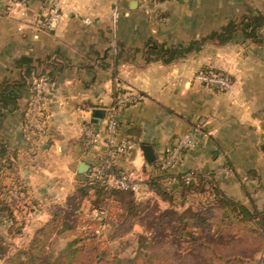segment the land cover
Wrapping results in <instances>:
<instances>
[{
    "label": "crops",
    "instance_id": "0c3cea01",
    "mask_svg": "<svg viewBox=\"0 0 264 264\" xmlns=\"http://www.w3.org/2000/svg\"><path fill=\"white\" fill-rule=\"evenodd\" d=\"M197 1L203 8L210 2L124 0L115 23L111 0H0V191L13 203L15 220L21 218L19 238L31 241L58 210L71 211L75 203L74 213L91 212L93 193L79 196L87 176L78 165L92 166L103 146L85 150L83 130L94 109L106 110L127 91L142 98L120 108L119 134L137 146L117 157L113 170L140 182L133 191L138 203L153 194L168 200L150 184L158 179L180 213L203 211L214 200L213 186L264 210V0H219L224 8L217 12L194 11ZM56 3L59 23L42 28ZM256 16L260 24L246 28L256 34H243L241 21ZM202 68L225 72L231 88L197 80ZM41 78L48 82L47 117L31 126L33 85ZM191 130L198 146L165 168L175 139ZM142 145L154 150L151 164ZM187 171L203 179L185 187L179 176ZM107 203L116 218L118 201ZM141 225L135 221L114 245ZM101 229L106 233L109 225ZM68 232L59 241L76 237ZM251 264H264V247Z\"/></svg>",
    "mask_w": 264,
    "mask_h": 264
},
{
    "label": "trees",
    "instance_id": "16d2710c",
    "mask_svg": "<svg viewBox=\"0 0 264 264\" xmlns=\"http://www.w3.org/2000/svg\"><path fill=\"white\" fill-rule=\"evenodd\" d=\"M260 20V16L254 17L253 21L245 17L241 21L244 23L243 34L255 35V28L251 31L246 28L253 22L259 25ZM187 172L179 176L185 187L203 179L195 171L193 177H184ZM150 184L168 200L171 199L158 179ZM213 188L214 200L203 211L175 212L174 215L178 217L174 218V231L171 234L158 238L155 243H145V238L140 235L143 242L134 256L126 258L122 257L114 243L132 230L135 221L145 223L148 219L154 230H160L168 224L170 215L164 211L156 215L157 206L147 212L146 208L150 205L138 203L133 191L111 188L106 183L94 182L86 177L80 186L79 196L90 197L93 193L91 210L108 205V199L117 200L120 211L116 218L108 215L100 220L91 212L88 215L74 213L77 203L71 211L61 214L58 210L54 219L37 231L29 245L18 248L9 256L6 264H251L264 247V210L248 208L217 187ZM12 205V202L2 198L0 191V217L6 215L12 222L8 227L10 232L17 222L13 217ZM105 224L109 225V230L102 233L101 228ZM98 230L101 232L98 233ZM68 231H73L76 237L60 250L55 244L59 236H66ZM3 238L0 234V240Z\"/></svg>",
    "mask_w": 264,
    "mask_h": 264
},
{
    "label": "built area",
    "instance_id": "2783aa9c",
    "mask_svg": "<svg viewBox=\"0 0 264 264\" xmlns=\"http://www.w3.org/2000/svg\"><path fill=\"white\" fill-rule=\"evenodd\" d=\"M124 0H111L113 19L116 23L121 15V4ZM149 10V9H147ZM62 16L58 3L48 15L40 22V26L47 30L54 29ZM84 22L89 24L91 21L86 18ZM195 78L210 87H217L220 90H228L232 86L230 78L222 71L209 69L199 70ZM48 82L46 79H38L33 85V94L30 101L28 119L31 126H39L40 122L46 119V104ZM142 95L132 91L119 92L114 96L112 104L106 109V116L100 124L90 123L83 130L84 148L91 149L99 144L103 146V154L90 167L89 174L94 182L106 183L111 188L121 190L137 191L140 188V182L131 176V173H117L113 170L115 159L119 156L127 157L136 149V142L127 137H121L119 134L120 108L133 104L140 100ZM42 131V130H41ZM198 146L197 132L195 130L187 131L175 139L172 149L168 152L162 161L166 168L175 164L181 155L189 149ZM193 171L187 172L184 177H193ZM91 215L98 217L100 220L109 215V209L102 207L92 209Z\"/></svg>",
    "mask_w": 264,
    "mask_h": 264
},
{
    "label": "rangeland",
    "instance_id": "374dc122",
    "mask_svg": "<svg viewBox=\"0 0 264 264\" xmlns=\"http://www.w3.org/2000/svg\"><path fill=\"white\" fill-rule=\"evenodd\" d=\"M203 4H204L203 1H200V2L197 1V3L195 4L196 10L194 11H215L217 12V11H222L224 8V5L223 7L220 6L219 0H210L209 6H207L206 8H203L204 7ZM169 195L170 197L171 196L173 197L171 193ZM147 204L150 205L148 206V208H146L147 212H149L150 208L152 209V207L157 206L158 208L155 211L156 215H160L162 211H164L165 214L170 215L167 219L168 224L162 227V229L160 230H154L150 226V221L146 219L144 225L138 226L134 234L127 236L121 242L116 244L117 249L121 251V254L123 255L122 257L127 258V257L134 256L139 246L143 242V240L139 237L140 235H142L145 238L144 239L145 243L146 242L155 243V241L158 238H161L162 236H165V235H169L174 231V218L178 217L177 215H174V214L175 212L180 213L182 211L181 209H177V210L174 209V199H169V201L168 200L163 201L162 199H158L156 195L153 194L143 200L142 205L146 206ZM146 213H144V215H146ZM9 222L10 221H7L6 224L5 222L0 223V234L4 236V238L0 240V264H6V261L10 255L15 253L18 250V248L27 247L29 245L28 243H30V241H27V239L23 240L24 238L18 237V233L20 232L18 230H21L23 228V225L21 224V218H19L18 221L14 224L15 227L13 231L11 232L8 231V226L10 225ZM72 233H73L72 231H69L68 235H71ZM137 233L139 234V236L136 235ZM71 240L72 239L60 240V241H57L56 242L57 244L55 245L57 246L58 249L63 250Z\"/></svg>",
    "mask_w": 264,
    "mask_h": 264
},
{
    "label": "water",
    "instance_id": "95a60500",
    "mask_svg": "<svg viewBox=\"0 0 264 264\" xmlns=\"http://www.w3.org/2000/svg\"><path fill=\"white\" fill-rule=\"evenodd\" d=\"M105 116H106V110L105 109L96 108L92 112L91 123L98 124L105 118ZM141 148L143 150V154H144L146 161L149 164H151L156 159V156H155V153H154L152 146L151 145H142ZM90 167H91L90 164L82 161L78 165V173L81 175L87 176L89 174Z\"/></svg>",
    "mask_w": 264,
    "mask_h": 264
}]
</instances>
